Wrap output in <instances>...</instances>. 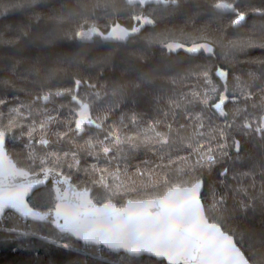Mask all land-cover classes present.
Wrapping results in <instances>:
<instances>
[{
	"label": "trees",
	"instance_id": "obj_1",
	"mask_svg": "<svg viewBox=\"0 0 264 264\" xmlns=\"http://www.w3.org/2000/svg\"><path fill=\"white\" fill-rule=\"evenodd\" d=\"M216 2L184 0L181 8L174 11L153 4L152 8L145 9V14L155 19L154 25H145L140 33L129 38V42L114 38L105 41L99 37L84 41L75 35L78 30L86 31L93 25L105 35L117 25V29L130 32L132 26L137 24L133 19L137 13L126 0H0V98L8 102L3 106L0 129L8 123V113L13 108L32 104L38 94L71 88L76 79L95 84L97 89L103 88L107 95L98 103L105 107V101H119L110 119L118 121L123 116L125 123L132 114H137L144 121L159 118L157 105L164 107L169 96H180L193 89L208 91L209 105L218 102L225 84L216 75L218 70L229 73V91L224 93L229 97L225 101V110L231 114L236 108L244 107L239 100L232 102L231 93L235 91L238 96L246 84L258 91L264 83V16L251 10L264 6V0H224L238 4L239 10L245 12V20L239 26L232 23L235 19L233 13L218 11L213 6ZM167 43H180L184 47L170 52L165 47ZM194 43H207L213 53L209 55L201 50L193 54L185 51ZM205 71L217 87V93L210 91L212 85L206 83L203 76ZM145 74L151 77V83L136 87ZM114 87H123V91L115 97L112 96ZM84 91L82 86L81 93ZM157 97H163V100H157ZM39 105L61 121L73 118L71 109L75 106L67 96H53L48 102L36 101L30 114L27 108H21L23 117L13 124L10 131H5L8 134V154L18 167L32 173L44 169L39 160L45 157L47 151L39 143L41 130L38 125L43 118L38 110ZM202 107L197 105V110ZM249 111L252 109L249 108ZM33 122L37 128L33 132L35 139H30L28 132ZM222 122L223 118L218 114L210 121L213 127L221 126ZM48 127L46 138L50 140L55 139L53 133L66 130L63 123L53 122ZM69 135L74 137L71 142L69 137H65L59 145L50 147L61 154L64 151H78L81 168L94 163L86 153L84 141L87 137H75L74 133ZM236 138L241 141L242 152L247 156H256L260 151L258 138L239 133ZM232 154L235 155L234 151ZM149 159H154L152 153L140 150L134 155L130 154L126 161L122 158L120 163L122 167L127 163L129 172L133 173L136 165L143 167L142 162ZM231 163L226 159L210 175H205L202 197L211 201L213 191L225 193L224 186L219 183L223 179L219 173ZM47 167L70 178L79 190H91L92 200L99 205L111 202L123 207L129 200L153 199L165 192L163 188L153 190L139 184L129 187L126 183L125 187L109 193L93 185L83 171L53 164ZM243 170L248 171V167L243 166ZM249 183H245L244 187L252 197L249 203L255 202L257 210H249L247 216L238 212L232 223L233 227L239 224L257 233L256 237L246 239L243 245L238 244L246 257L259 249L258 234L264 231L258 175L255 187H249ZM238 186L236 181L228 179L226 194L230 197V206L233 203L231 198L235 195L231 189ZM29 201L38 211L53 210L56 201L51 184L37 191ZM210 222L218 221L210 219ZM61 238L50 223L25 221L10 213L0 220V264H167L148 256L136 258L124 253L115 254L103 247L84 245L71 237L63 238L69 245L65 248L59 242Z\"/></svg>",
	"mask_w": 264,
	"mask_h": 264
},
{
	"label": "snow or ice",
	"instance_id": "obj_2",
	"mask_svg": "<svg viewBox=\"0 0 264 264\" xmlns=\"http://www.w3.org/2000/svg\"><path fill=\"white\" fill-rule=\"evenodd\" d=\"M126 2L137 13L133 17L137 24L132 26L131 32L123 28L117 31V25L105 35L93 25L87 32L81 29L75 35L82 40L99 37L105 41L114 38L131 42L129 38L140 33L141 28L155 23L150 14H145V9L152 8L155 4L174 11L181 8L184 0ZM213 6L217 10L233 13L235 19L232 23L235 25H240L245 20V12L240 11L236 3L217 0ZM152 10L155 11L154 8ZM251 10L264 16V6L253 7ZM165 47L172 52L184 45L167 43ZM201 49L213 53L212 47L207 43H194L186 51L195 54ZM216 75L225 81L224 90L217 98L218 102L209 105L208 91L193 89L180 96H169L164 107L157 105L160 116L152 121H144L137 114L127 117V123L123 116L118 121L111 120L119 101H105L107 107L98 103L107 93L103 88L97 89L95 84H88L82 79H76L71 88L38 94L36 101L48 102L53 96H67L75 105L71 109L73 118L69 121H61L43 105L38 106L43 117L38 125L41 130L39 143L47 150L39 164L44 168L45 175L51 171L47 165L53 164L57 167L66 166L69 170L75 168L77 172L83 171L93 185L109 193L125 187L126 183L129 187L139 184L153 190L165 189L163 195L151 200L135 203L129 200L125 208H117L113 203L97 207L88 198L87 191L83 193V198L77 194L74 200L65 203L66 198L57 189V200L60 203L55 207L51 223L62 233H71L85 242L107 245L114 250L123 249L133 256L144 252L152 253L166 259L168 264H264V231L258 234L259 249L246 257L237 245H243L246 239L256 237L257 233L250 227H241L239 224L232 226L233 218L238 212L247 216L249 210H257L255 202L249 203L252 197L244 187L249 181V187H255L257 175L261 182L259 205L264 212V83L259 86L258 91L250 84H246L238 96L233 91L232 102L239 100L244 107H238L230 114L224 107L225 101L229 99L224 95L229 91V73L218 70ZM203 76L206 83L212 85L210 91L217 93L218 89L207 71L203 72ZM150 83L151 77L145 74L135 86ZM82 86L85 89L83 94ZM88 89L93 91L89 92ZM122 91L123 87H114L112 96L115 97ZM156 99L163 100V97ZM36 101L28 105L21 104L8 113V123L0 129V156L4 155L5 131H10L13 124L23 117L21 108H27L30 114ZM7 103L0 98V119L4 115L3 106ZM197 105L203 107L197 110ZM211 109L215 111L211 112ZM216 114L223 118V122L221 126L213 127L210 121ZM53 122L63 123L66 130L63 133H53L55 139L50 140L46 137L49 134L48 126ZM36 128L37 125L33 122L28 132L30 139H35L33 132ZM70 133H74L75 137H87L84 141L86 153L94 160L90 166L81 168L78 151H64L61 154L50 147L59 145L65 137H69L71 142L74 137ZM237 133L258 138L260 151L256 156H247L242 152L241 141L236 138ZM140 150L152 153L154 159L144 160L143 167L136 165L135 172L130 173L129 165L124 163L122 167L120 161L122 158L126 161L130 154L134 155ZM233 151L235 155L232 154ZM226 159L232 163L219 173L223 177L219 183L226 191H213L212 199L208 201L201 195L204 177L206 174L210 175ZM237 162H240L239 166ZM245 165L248 171L243 170ZM229 178L239 185L231 189L235 193L231 198V206L230 197L226 194ZM31 187V182L26 186L16 185L15 173L5 172L3 161L0 160V214H4L5 208L18 211L25 209L24 198ZM23 214L30 215L35 220L48 219V216L30 209ZM210 219L218 222H210ZM63 247L67 248L69 245L65 244Z\"/></svg>",
	"mask_w": 264,
	"mask_h": 264
},
{
	"label": "water",
	"instance_id": "obj_3",
	"mask_svg": "<svg viewBox=\"0 0 264 264\" xmlns=\"http://www.w3.org/2000/svg\"><path fill=\"white\" fill-rule=\"evenodd\" d=\"M218 11H220V10H218ZM221 12H227V11H221ZM235 26H239V25H235ZM201 50H203V49H201ZM207 54L211 55L210 53H207ZM7 139H8V134L5 133L4 155L3 156H0V160L3 161V168H4L5 172L11 171V172H14L15 173V184L16 185H25L26 186L29 182H31L32 183V187L28 191L27 195L24 198L25 199L26 208L25 209H22L20 211L14 209V208H5L4 214H0V220H3V218L5 217V215L8 212H11V213L15 214L16 216L20 217L21 219H24L25 221H30V222H34V223H50L58 231V233H60L61 235L71 237V238L75 239L76 241H78V242H80V243H82L84 245L95 246V247H103V248L111 251L112 253H115V254L124 253L126 255H129L130 257H136V258H138V257H142V256H148V257L155 258L158 261H165L168 264V261L166 259H164L163 257L155 256L152 253L144 252V253H141L139 256H133L132 254L126 252L123 249L114 250V249L109 248L107 245L94 244V243L85 242L84 240L78 238L77 236L72 235L71 233H62L56 227L55 224L51 223V220L54 218V215H55V208L53 210L49 211V212H41V211H38V210L34 209L31 206L30 201H29L30 198L37 191H39V190L47 187L49 184H51L52 189L54 191V195H55L56 205L58 203H60V201L57 200V191H56L57 189H60V193L59 194L62 195V196H64L66 198L65 203L74 200L76 198V195L77 194H80L81 198H83V193H85V191L88 192V198L93 203H95L92 200V197H91L92 196V191L91 190H86V189L79 190L72 183V180L70 178L66 177L61 172H58V171L53 170V169H51V171H49L47 173V175H45V170L44 169L41 170V171H39V172H37V173H32V172H30L28 170H25L23 168L18 167L17 164L14 162V160L11 158V156L8 154V151L6 149ZM57 173H58V175H57ZM203 191H204V189H202L201 195H202ZM147 200H151V199H147ZM142 201H146V200H142ZM135 202H138V201H133V203H135ZM107 203H111V202H107ZM56 205H55V207H56ZM102 205L103 204H101V205L96 204L97 207H101ZM127 206H128V202L123 207H120V206H117L116 205L117 208H125ZM29 209L31 211L37 212V213H39L41 215L48 216V219L47 220H35L30 215L25 216L23 214V212L24 211H27ZM49 213H51V215H49ZM61 223H63V221H61ZM234 242H235V239H234Z\"/></svg>",
	"mask_w": 264,
	"mask_h": 264
},
{
	"label": "rangeland",
	"instance_id": "obj_4",
	"mask_svg": "<svg viewBox=\"0 0 264 264\" xmlns=\"http://www.w3.org/2000/svg\"><path fill=\"white\" fill-rule=\"evenodd\" d=\"M118 31H119V29H117ZM88 30H86V32H87ZM81 39V38H80ZM93 39V38H92ZM84 41H88V40H84ZM21 232H23V231H21ZM18 233H20V232H18ZM26 234H29V233H26ZM29 236H32V237H34V236H36V235H34V234H29ZM61 241H59V242H61V243H63V246L65 245V244H67L66 242H64L63 241V238H65V237H68V236H62L61 235ZM39 238H43V237H39ZM68 245V244H67ZM68 248V247H67Z\"/></svg>",
	"mask_w": 264,
	"mask_h": 264
},
{
	"label": "built area",
	"instance_id": "obj_5",
	"mask_svg": "<svg viewBox=\"0 0 264 264\" xmlns=\"http://www.w3.org/2000/svg\"><path fill=\"white\" fill-rule=\"evenodd\" d=\"M10 213H11V212H8V213L5 215V217L9 216V215H10ZM5 217H4V218H5ZM99 248H101V247H99Z\"/></svg>",
	"mask_w": 264,
	"mask_h": 264
},
{
	"label": "bare ground",
	"instance_id": "obj_6",
	"mask_svg": "<svg viewBox=\"0 0 264 264\" xmlns=\"http://www.w3.org/2000/svg\"><path fill=\"white\" fill-rule=\"evenodd\" d=\"M118 31V30H117ZM131 32V31H130Z\"/></svg>",
	"mask_w": 264,
	"mask_h": 264
}]
</instances>
